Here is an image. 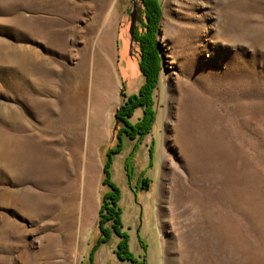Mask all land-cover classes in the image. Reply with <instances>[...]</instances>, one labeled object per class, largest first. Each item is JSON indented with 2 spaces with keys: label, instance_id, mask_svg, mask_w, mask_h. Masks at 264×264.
<instances>
[{
  "label": "rangeland",
  "instance_id": "rangeland-1",
  "mask_svg": "<svg viewBox=\"0 0 264 264\" xmlns=\"http://www.w3.org/2000/svg\"><path fill=\"white\" fill-rule=\"evenodd\" d=\"M160 3L156 122L111 166L130 249L264 264V0ZM134 9L135 29L140 0H0V264H130L116 235L94 247L123 84L143 82Z\"/></svg>",
  "mask_w": 264,
  "mask_h": 264
},
{
  "label": "trees",
  "instance_id": "trees-1",
  "mask_svg": "<svg viewBox=\"0 0 264 264\" xmlns=\"http://www.w3.org/2000/svg\"><path fill=\"white\" fill-rule=\"evenodd\" d=\"M144 9V19L140 28L133 30L134 41L138 44L140 61L139 68L143 78L142 84L136 92L126 93L123 84L122 103L115 112L119 125L117 132L118 143L115 148L107 152V161L104 166V184L109 187L105 194L99 213V229L101 234L96 242L94 251L111 239L120 238L115 251L118 258L129 261L130 264H147L146 260H138L129 246L130 236L124 230L123 209L120 205L122 190L112 180L111 166L113 157L124 149L126 139L135 141V147L129 155L128 161L134 156L140 144L152 132L157 118L155 93L159 87L162 71V55L158 43V33L162 20L160 0H140ZM138 115V116H137ZM134 118H137L134 121Z\"/></svg>",
  "mask_w": 264,
  "mask_h": 264
},
{
  "label": "water",
  "instance_id": "water-1",
  "mask_svg": "<svg viewBox=\"0 0 264 264\" xmlns=\"http://www.w3.org/2000/svg\"><path fill=\"white\" fill-rule=\"evenodd\" d=\"M131 17H132L131 35L133 36L134 35L133 34L134 26H135L136 21H137V9L133 10Z\"/></svg>",
  "mask_w": 264,
  "mask_h": 264
},
{
  "label": "bare ground",
  "instance_id": "bare-ground-1",
  "mask_svg": "<svg viewBox=\"0 0 264 264\" xmlns=\"http://www.w3.org/2000/svg\"><path fill=\"white\" fill-rule=\"evenodd\" d=\"M104 82L106 81L105 79L103 80ZM106 84V86L108 85L107 83H105ZM92 167H93V165H92Z\"/></svg>",
  "mask_w": 264,
  "mask_h": 264
}]
</instances>
